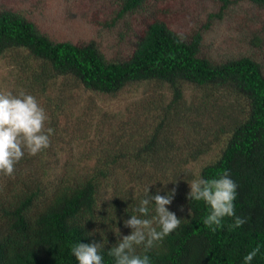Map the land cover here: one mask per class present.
Returning a JSON list of instances; mask_svg holds the SVG:
<instances>
[{"label":"trees","instance_id":"16d2710c","mask_svg":"<svg viewBox=\"0 0 264 264\" xmlns=\"http://www.w3.org/2000/svg\"><path fill=\"white\" fill-rule=\"evenodd\" d=\"M151 1L121 0L118 15ZM248 1L264 8V0ZM52 30L22 10L1 8L0 59L25 51L47 76L73 78L84 89L103 96L153 81L167 85L176 101L189 85L231 99L239 107L228 118L223 136H215H221L217 146L206 143L186 153H172L166 141V153L161 154L153 132L138 150L136 157L145 154L142 169L153 179L161 178L154 195L175 189L173 198L181 193L183 204L167 206L181 218L180 227L146 253L143 246L136 251L147 254L151 264H245L244 257L259 246L249 264H264L262 64L247 55L214 61L202 51L200 31L182 34L162 20L150 23L128 52L116 56L93 38L80 41ZM164 148L161 144L160 149ZM108 157L97 158L90 168L81 170L66 162L43 165L40 176L34 175L35 170L20 185H13L10 194L0 189V264H78L72 247L93 241L105 244L104 264H115L107 254L118 243L113 241L110 225L128 197L111 182L121 163L116 155ZM224 171L237 184L235 216L246 222L232 228L235 217H225L223 226L213 232L203 223L209 208L202 200L188 198L189 184L197 178H218ZM135 198L131 201H138ZM150 215L148 219L155 217V211Z\"/></svg>","mask_w":264,"mask_h":264},{"label":"rangeland","instance_id":"374dc122","mask_svg":"<svg viewBox=\"0 0 264 264\" xmlns=\"http://www.w3.org/2000/svg\"><path fill=\"white\" fill-rule=\"evenodd\" d=\"M121 5V0H0V9L22 10L54 34L80 41L93 38L111 56L128 52L150 23L162 20L182 34L200 31L202 51L214 61L247 55L258 60L264 70V8L248 0H152L119 16ZM46 76L25 51H13L0 59V92L34 95L50 118L47 126L54 129L47 149L35 156L25 152L13 175L0 173V189L10 194L13 185H20V180L35 170L34 175L40 176L43 165L66 162L81 170L90 168L97 158L116 155L123 169L117 165L111 182L128 198L110 225L115 242L131 233L124 221L138 215L135 209L145 198V189L149 187L152 196L153 190L161 187V178L153 179L142 169L145 154L136 157L151 134H156L161 154L166 153V141L172 153H186L206 143L217 146L216 139L223 136L228 118L239 108L231 99L189 85L176 101L170 88L159 82L103 96L84 89L73 78ZM133 198L138 201H131ZM182 204L178 193L169 207ZM150 207L154 211V203Z\"/></svg>","mask_w":264,"mask_h":264},{"label":"clouds","instance_id":"9594fccd","mask_svg":"<svg viewBox=\"0 0 264 264\" xmlns=\"http://www.w3.org/2000/svg\"><path fill=\"white\" fill-rule=\"evenodd\" d=\"M49 121L45 108L34 95L24 91L18 94L0 92V173L13 175L25 152L35 156L50 146L54 129L47 126ZM189 188V199L202 200L208 206L209 212L203 223L213 232L223 226L225 217H235L230 226L232 228L241 227L246 222L235 216L237 184L227 171L218 178L194 179ZM148 191L149 187L145 189V198L135 209L138 215H131L124 221V226L130 228L131 233L108 249L107 254L114 258L115 264H151L147 254L137 253V247L143 246L146 253L181 225V218L167 207L172 203L175 189L165 195H160L158 191L152 196L148 195ZM152 203L156 215L152 219L145 218L152 211ZM104 248L103 242L93 241L77 243L71 251L78 264H104ZM259 251V246L252 249L244 257L245 264H249Z\"/></svg>","mask_w":264,"mask_h":264}]
</instances>
